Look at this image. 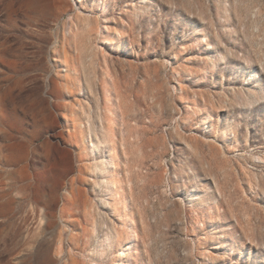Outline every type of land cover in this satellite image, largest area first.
Wrapping results in <instances>:
<instances>
[{
	"label": "rangeland",
	"instance_id": "rangeland-1",
	"mask_svg": "<svg viewBox=\"0 0 264 264\" xmlns=\"http://www.w3.org/2000/svg\"><path fill=\"white\" fill-rule=\"evenodd\" d=\"M0 264H264V0H0Z\"/></svg>",
	"mask_w": 264,
	"mask_h": 264
}]
</instances>
